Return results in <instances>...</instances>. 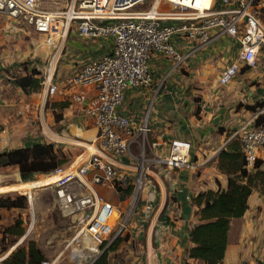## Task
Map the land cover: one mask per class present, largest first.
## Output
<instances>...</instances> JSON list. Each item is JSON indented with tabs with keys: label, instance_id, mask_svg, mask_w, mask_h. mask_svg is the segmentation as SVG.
<instances>
[{
	"label": "crops",
	"instance_id": "obj_1",
	"mask_svg": "<svg viewBox=\"0 0 264 264\" xmlns=\"http://www.w3.org/2000/svg\"><path fill=\"white\" fill-rule=\"evenodd\" d=\"M161 5L164 10L172 9L166 2ZM171 44L179 53L193 46L183 35L173 36ZM111 52V38L80 37L73 28L60 50L50 52V56L41 52L45 60L49 57L48 62L40 60L36 66L43 73L48 67L53 72L59 88L53 97L43 90L26 94L0 66V152L37 142L53 143L64 152L91 144L98 130L70 101V76L81 65ZM238 54V42L226 35L177 66L170 57L153 51L148 59L152 85L126 89L118 112L130 118L136 128L148 111V157L166 155L168 142L183 138L191 143V166H150L124 239L109 252L112 263L204 264L188 258L192 246L189 233L199 223L193 198L207 190L227 187V175L216 166L219 151L236 130L249 128L264 114V54L258 55L254 68L241 70L229 84L218 83L221 69L236 61ZM258 103L263 107L253 111ZM257 161L264 173V147L258 150ZM118 165L120 171L134 173L135 166L128 157L123 156ZM12 170L20 174L14 166L0 171V187L21 182L9 183L7 171ZM4 193L10 192L0 195ZM218 264H264V175L255 181L245 214L232 220L224 258Z\"/></svg>",
	"mask_w": 264,
	"mask_h": 264
},
{
	"label": "built area",
	"instance_id": "obj_2",
	"mask_svg": "<svg viewBox=\"0 0 264 264\" xmlns=\"http://www.w3.org/2000/svg\"><path fill=\"white\" fill-rule=\"evenodd\" d=\"M62 1L64 5L58 0H0V18L12 20L14 27L30 30L42 44L55 46L54 52L61 49L72 28L80 37L112 40L110 54L90 60L70 76L73 90L68 97L91 119L98 135L87 144L92 152L85 161L56 183L60 203L86 220L80 232L82 240H86L87 255L83 257L86 264H91L116 237L125 234L150 166H191V143L183 138L171 139L164 156H146L148 111L134 128L130 118L118 112L126 89L152 85L148 59L153 51L170 57L177 66L224 35L238 42L239 54L236 61L221 69L218 83L225 86L232 82L242 66L254 68L264 49V0H151L146 9L137 7L148 0ZM162 2L172 9L161 10ZM175 35L191 41L192 48L177 52L171 44ZM42 90L48 97L58 93L50 67L44 72ZM234 135L239 139L246 169L253 171L257 152L264 147V126L240 128ZM123 156L135 166L133 174L120 171L118 164ZM62 171L60 167L53 173ZM72 182L87 187L89 192L80 196L70 193L67 188ZM130 184L132 192L126 199L129 206L125 213L120 205L123 201L112 203L96 190L101 187L118 193V188ZM88 209L91 214H84ZM41 264L49 262L44 260Z\"/></svg>",
	"mask_w": 264,
	"mask_h": 264
},
{
	"label": "rangeland",
	"instance_id": "obj_3",
	"mask_svg": "<svg viewBox=\"0 0 264 264\" xmlns=\"http://www.w3.org/2000/svg\"><path fill=\"white\" fill-rule=\"evenodd\" d=\"M58 2L60 5H64V1L58 0ZM148 4L137 8L146 9ZM159 8L164 10L162 5ZM174 10L178 11L179 8ZM11 23L13 21L10 19L0 18V66L14 81V78L24 74L26 68L39 70L36 65L40 64V60H45L46 57L43 53V56L39 54L44 52L50 56V52L54 51L55 46L50 47L51 50L46 48L39 37L37 38L30 30L19 26L14 27ZM39 42L42 43L38 45ZM58 49L60 50V48ZM260 54H264V49L261 50ZM48 59L49 57L45 61L48 62ZM40 72L44 75L43 71ZM91 152L92 148H88L87 144L71 147V150L67 149L64 153L67 162L61 168L64 171L75 170ZM145 154L149 156L147 147ZM7 172L9 183L21 181L14 185H24L25 187H20V189L0 187V192H10L0 195V250L9 249V253L10 247L24 237L15 247L27 245V242L32 240L43 252L49 264H77L71 258V253L73 251V253L78 254L77 260H80L83 254L87 255L86 240H82L83 237L80 232L86 220L82 221L79 218L81 215L79 212L65 208L60 203L56 193L58 187L52 184V180L55 178L51 177L54 173L52 175L32 174L22 177L16 170ZM28 190L31 192L30 202ZM67 191L80 196L89 192V189L78 182H72ZM108 194L112 193L109 191ZM23 196H25V204H22ZM7 199L17 202L18 206L7 205L9 204ZM125 201L120 202L123 213L127 211L129 206L128 201ZM84 214L90 215L91 210H86ZM81 260L83 261L80 264H86V258Z\"/></svg>",
	"mask_w": 264,
	"mask_h": 264
},
{
	"label": "trees",
	"instance_id": "obj_4",
	"mask_svg": "<svg viewBox=\"0 0 264 264\" xmlns=\"http://www.w3.org/2000/svg\"><path fill=\"white\" fill-rule=\"evenodd\" d=\"M258 60V59H257ZM250 67L242 66L241 70ZM43 74L35 68H26L23 75L14 78L16 86L26 94L42 91ZM263 107L258 103L253 111ZM57 116V114H56ZM255 125L264 126V114H260ZM63 150L55 148L53 143H33L30 146L17 147L0 152V171L10 166L17 167L25 176L32 174L52 175V173L67 162ZM217 168L228 177L225 189L216 191L207 190L193 198V205L197 208L199 223L189 233L192 246L188 250V258L198 260L204 264H218L226 251L228 234L231 222L241 218L248 209V197L250 196L256 180H262L263 171L259 170L260 162L256 160L255 169L248 171L245 167L243 153L237 136H234L219 151L217 156ZM97 193L103 199L112 203L126 200L132 192V185L126 188H118V193L96 188ZM112 194H108V192ZM24 203L25 196L22 197ZM12 207L18 206L17 202L6 200ZM123 237H116L91 264H114L109 252L114 251ZM9 249L0 250V258L8 253ZM46 260L45 255L32 240L27 245H19L14 248L4 259L2 264H41ZM189 264V263H187Z\"/></svg>",
	"mask_w": 264,
	"mask_h": 264
},
{
	"label": "bare ground",
	"instance_id": "obj_5",
	"mask_svg": "<svg viewBox=\"0 0 264 264\" xmlns=\"http://www.w3.org/2000/svg\"><path fill=\"white\" fill-rule=\"evenodd\" d=\"M50 48V47H49ZM50 50H51V48H50ZM54 51L52 50V53H53ZM66 172H68L67 170H65V171H62V172H57V173H54L52 176L53 177H51V178H55L54 180H52L53 182H52V184H54V185H56V183L59 181V180H61L62 179V176L66 173ZM60 175V176H59ZM20 187H25L24 185H11V186H8V187H5V188H19L20 189ZM27 193H28V198H29V201H30V199H31V192L28 190L27 191ZM22 240V239H21ZM9 253H10V251H9ZM9 253H7V254H9ZM6 254V255H7ZM72 255H71V258L77 263V264H80V263H82V261H81V259H83L84 257L82 256L81 258H80V260H79V262H77L76 260H77V256H78V254H75V253H73V251H72V253H71Z\"/></svg>",
	"mask_w": 264,
	"mask_h": 264
},
{
	"label": "water",
	"instance_id": "obj_6",
	"mask_svg": "<svg viewBox=\"0 0 264 264\" xmlns=\"http://www.w3.org/2000/svg\"><path fill=\"white\" fill-rule=\"evenodd\" d=\"M21 176H24L23 174L20 173ZM21 242V241H20ZM19 244V243H18ZM8 255V254H7ZM7 255H5L2 259H4Z\"/></svg>",
	"mask_w": 264,
	"mask_h": 264
}]
</instances>
